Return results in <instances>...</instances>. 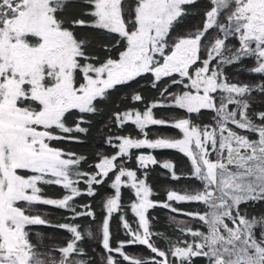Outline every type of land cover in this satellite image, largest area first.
Segmentation results:
<instances>
[{"label": "snow or ice", "instance_id": "6c2138e0", "mask_svg": "<svg viewBox=\"0 0 264 264\" xmlns=\"http://www.w3.org/2000/svg\"><path fill=\"white\" fill-rule=\"evenodd\" d=\"M74 2L0 0V264H94L81 246L92 231L75 221H95L96 213L76 200L94 198L105 184L114 191L101 199L104 264H195L196 258L207 264H264V212L248 211L264 204V99L257 100L264 98V79L246 83L226 71L239 66L238 71L264 76V0H208L202 22L182 31L177 29L184 19L199 14L190 11L199 0H84L90 10L82 14L69 11ZM80 28L114 38L94 41ZM247 59L254 66L245 68ZM144 74H152L153 88L168 83L150 101L134 92L130 98L140 107L111 116L120 129L134 124L138 136L105 137L115 151H98L92 163L51 145L78 141L75 134L88 131L81 126L87 123L84 114L97 113V101L107 103L118 86L130 87ZM158 109L184 115L159 116ZM72 110L81 115L69 124ZM205 110L212 113L209 123L197 119ZM150 126L171 127L179 135H153ZM145 147L179 150L190 162L188 174L179 173L172 161L133 152ZM133 161L135 170L129 167ZM157 165L167 178L199 187L167 188L163 201L151 199L148 176ZM41 185L64 192L53 198ZM122 185L134 190L129 203L121 202ZM179 203H199L204 210L184 211L175 207ZM37 205L67 210L71 222L54 223ZM156 207L200 225L180 227L172 239L153 230L149 210ZM114 216L124 240L113 239ZM33 226L64 230L71 238L40 251L39 240L33 243L26 230ZM153 237L166 246L158 247ZM134 245L146 246L152 255L142 259L125 251Z\"/></svg>", "mask_w": 264, "mask_h": 264}, {"label": "trees", "instance_id": "16d2710c", "mask_svg": "<svg viewBox=\"0 0 264 264\" xmlns=\"http://www.w3.org/2000/svg\"><path fill=\"white\" fill-rule=\"evenodd\" d=\"M131 0H129V3ZM208 5V0H199L197 5L194 8H191L190 11L199 13L197 15H190L184 19L182 24L178 27V31H182L183 29H191L193 25H197L203 20V11ZM89 6L84 2V0H75L69 7V11L72 13H80L82 14L85 11H88ZM83 18V17H81ZM82 35L88 36L90 39L94 41H102L108 42L109 40L114 38V34H108L103 30L97 29H89V28H80L77 29ZM231 43L235 44V41H231ZM123 50V49H120ZM245 68L254 66V61L252 59H247L244 62ZM239 66H233L226 69L227 73L231 78L238 81H243L246 83H256L261 79H264V76H260L258 74H249L246 71H238ZM179 79V76L176 77ZM153 80L152 74H144L141 77H138L134 82H130V87L118 86L117 89L111 92L109 100L107 103H100L97 101L98 112L94 114H84V119L87 123L82 124V127L88 129L86 133H76L79 137L78 141H70V140H59L52 141L51 145L54 147L62 148L65 151H70L77 153L79 155H84L88 158L89 163L94 162V156L98 151H102L104 154H111L115 151L113 147H109L104 143L105 137H119L124 135H132L133 137L138 136V130L135 128L134 124L129 122L123 129L115 126L111 116L113 111L122 109V108H131L133 106L140 107L139 103L131 100V95L134 92L140 93L146 100H153L159 96L158 89L163 87L164 84H167L168 81L165 79L160 84L157 85V88L151 87V83ZM173 91H179V88H173ZM253 95H256L253 93ZM264 99L262 97L257 96V100ZM116 105L114 108L113 105ZM253 107L260 109L261 105L255 104ZM157 115L159 116H183V110L178 109H158ZM81 114L78 110H72L71 114L67 117V122L69 124L72 123L73 120L77 119ZM212 113L211 111H202V114L197 118L198 121L203 123H209L211 120ZM195 118V117H194ZM150 134H163L167 136H178V130L171 127H159V126H150ZM133 152H139L148 154L151 153L156 156V158L160 161H172L178 170L179 173L187 175L189 168V160L188 158L181 153L177 149H157L152 150L148 148H143L140 150H133ZM85 170H87V166ZM129 167L133 170L137 168V164L133 161L130 162ZM21 174H25L22 172ZM27 174H31L27 172ZM139 175V173H138ZM168 177V172L163 170L160 166H152V170L149 172L148 183L152 186L153 195L150 197L153 200L163 201L165 199V189L172 188L177 189L182 185H191L193 187H199V185L195 181L188 180H180L173 181ZM81 188H84L85 185L81 184ZM43 191L53 198L59 197L63 194L64 190L61 186L57 185H41ZM114 190L107 187L105 184L102 187L98 188L97 195L93 197H89L88 195H82L76 200L78 205L91 204L93 210L96 213L95 221H92L88 217H81L75 221V223L82 226L83 230L87 232V230L92 231V237H85L82 242V247L85 249L87 253V258H91L94 261V264H104V256L105 250L100 243L99 238V225L100 221L103 217V210L101 208V199L105 193L111 194ZM122 203H129L131 200L135 199L134 190L129 186L122 185ZM184 211H203L204 206L199 203H179L175 205ZM36 211L44 212L49 219H51L54 223H68V217L71 215L67 210H61L58 208H53L44 205H37ZM249 214H259L264 212V204H257L254 206H249L248 208ZM150 216L153 217V225L155 231H159L165 233L170 236L172 239H176L179 235L178 229L184 226H191L193 228L198 227L200 222L198 220H192L187 216L180 215L178 213H174L170 211V209L163 207H156L154 209H150ZM134 217V214L131 213L130 209L128 210V218L131 221ZM170 217H175V219H170ZM181 221L184 224H181ZM30 232V239L33 243H37L39 240L40 251H47L51 248H58L64 246L65 242L69 240L70 234L64 230H60L57 228L44 227V226H33L26 229ZM201 230H204L201 228ZM111 231L114 240H124L125 233L122 229L118 219L114 216L111 221ZM39 234V235H37ZM158 247L164 248L166 246V242L163 239L157 240L153 237ZM126 252L132 254L135 257L147 259L152 254L146 248V246L142 245H134L125 249ZM53 256L59 257V252H52ZM195 264H207L205 258H196Z\"/></svg>", "mask_w": 264, "mask_h": 264}]
</instances>
